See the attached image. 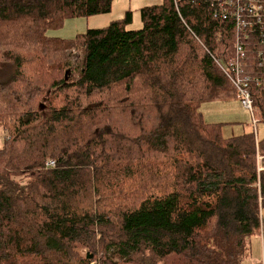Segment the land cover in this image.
<instances>
[{
	"label": "trees",
	"instance_id": "16d2710c",
	"mask_svg": "<svg viewBox=\"0 0 264 264\" xmlns=\"http://www.w3.org/2000/svg\"><path fill=\"white\" fill-rule=\"evenodd\" d=\"M115 1L0 0L2 264H244L264 230V137L200 110L238 99L215 60L234 56L233 25L210 0H163L140 29L128 10L49 34Z\"/></svg>",
	"mask_w": 264,
	"mask_h": 264
},
{
	"label": "built area",
	"instance_id": "2783aa9c",
	"mask_svg": "<svg viewBox=\"0 0 264 264\" xmlns=\"http://www.w3.org/2000/svg\"><path fill=\"white\" fill-rule=\"evenodd\" d=\"M210 1L214 5L213 15L232 23L235 32L234 56L215 60L236 87L242 104L250 110L257 132L261 117L253 105L251 87L256 85L264 90V0ZM257 161L258 171H264V155L258 153ZM47 164L51 166L54 162Z\"/></svg>",
	"mask_w": 264,
	"mask_h": 264
},
{
	"label": "rangeland",
	"instance_id": "374dc122",
	"mask_svg": "<svg viewBox=\"0 0 264 264\" xmlns=\"http://www.w3.org/2000/svg\"><path fill=\"white\" fill-rule=\"evenodd\" d=\"M163 0H117L113 4L112 12L93 17L73 18L66 22L63 28L51 30L50 35L71 39L77 34L84 33L90 28H102L107 26L111 21L121 19L125 16L126 11L133 12L132 24L127 28L134 30L142 27L140 8L147 5L160 4ZM70 60L76 68H80L83 61L82 51L72 50L69 52ZM70 69H67V71ZM65 72V74H66ZM75 74L71 75L73 77ZM200 110L206 122L223 123V134L225 136L239 135L244 132L254 131L252 115L246 108L239 96L238 99L230 98L226 100H216L205 102L201 105ZM259 111V109H258ZM261 117V113L259 111ZM262 117L256 126L259 138L264 137V122ZM10 131L7 127H0V148L4 141L9 137ZM262 155V154H261ZM262 222L264 224V208L261 209ZM252 253L246 258L244 264H261L264 257V230L256 234L251 239Z\"/></svg>",
	"mask_w": 264,
	"mask_h": 264
},
{
	"label": "water",
	"instance_id": "95a60500",
	"mask_svg": "<svg viewBox=\"0 0 264 264\" xmlns=\"http://www.w3.org/2000/svg\"><path fill=\"white\" fill-rule=\"evenodd\" d=\"M65 79L68 81L70 79V71L68 70L65 74Z\"/></svg>",
	"mask_w": 264,
	"mask_h": 264
},
{
	"label": "crops",
	"instance_id": "0c3cea01",
	"mask_svg": "<svg viewBox=\"0 0 264 264\" xmlns=\"http://www.w3.org/2000/svg\"><path fill=\"white\" fill-rule=\"evenodd\" d=\"M116 1H117V0H116ZM116 1H115V2H116ZM161 3H162V2H161ZM161 3H160V4H161ZM0 264H2V259H1V257H0Z\"/></svg>",
	"mask_w": 264,
	"mask_h": 264
}]
</instances>
